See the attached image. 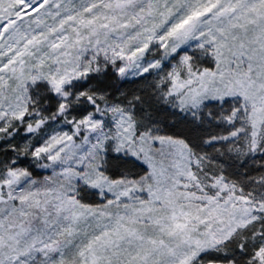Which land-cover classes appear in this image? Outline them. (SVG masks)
Here are the masks:
<instances>
[{"label": "snow or ice", "instance_id": "1", "mask_svg": "<svg viewBox=\"0 0 264 264\" xmlns=\"http://www.w3.org/2000/svg\"><path fill=\"white\" fill-rule=\"evenodd\" d=\"M0 264H264V0H0Z\"/></svg>", "mask_w": 264, "mask_h": 264}]
</instances>
